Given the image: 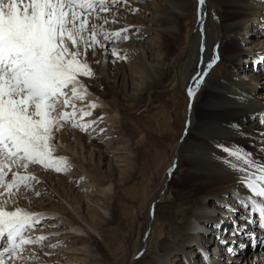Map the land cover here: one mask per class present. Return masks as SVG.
Segmentation results:
<instances>
[{
    "label": "rangeland",
    "instance_id": "374dc122",
    "mask_svg": "<svg viewBox=\"0 0 264 264\" xmlns=\"http://www.w3.org/2000/svg\"><path fill=\"white\" fill-rule=\"evenodd\" d=\"M160 1L128 0V8L138 11L133 13L121 8L117 13L118 22L105 27L109 31H116L131 26L132 31L140 25L152 26L156 20L164 26L168 24L170 17L165 11L166 6H162ZM183 1L188 5L187 8L182 5L176 6L180 12L178 18L180 38H175L174 42L170 41L168 53H163L159 48L160 40L150 35L135 42H132L131 38L127 41L121 40L115 45L120 50V55L126 56L124 60L113 61L110 55L111 46L107 57L100 54L89 59L95 75L92 78H81L87 86L88 94L84 103L80 101L76 103L78 109L85 108L92 112L91 116L83 117V121L86 123L95 121V123L87 133L72 128L71 124L64 125L55 138L54 155L65 157L70 170L55 172L51 169L31 166V173L40 181L35 188L41 195L36 196L34 191H29L25 193L26 198L17 201V206L29 213L47 214L51 211L50 206L54 209H62L64 211H60L61 216H67L66 218L81 229L82 233L72 239L70 236L74 234L73 231H62L60 235L57 232L56 237H49L50 234L39 235L40 226L44 222L53 221L54 218L44 217L42 224L31 232L32 238L47 237L42 247L32 248L39 259L38 261L32 259L26 253L29 259L24 262L154 264L152 249L156 235H153L161 228V220L159 222L157 220L158 213L161 216L162 214L171 216V212L173 213L177 207L188 208L195 203L194 193L188 190L192 182L186 170L189 166L186 160L189 152L187 149H182L180 153L178 149L180 145H184L185 148L186 144L192 145L195 140L193 138L198 136L197 127L201 128L205 120H208L203 109L198 108L203 95L211 85L215 82L223 83L227 77L226 64L222 60L221 53H219L220 59L209 69L204 83L192 101L191 109L185 94V85L188 76L200 68L199 65L194 67L189 61L196 54L197 40H201V26L203 41L206 42L208 46L206 49L209 50L206 64L213 54V49L217 45L219 49L221 48L223 23L220 17L224 9L222 11L217 4L218 0H205L204 15L198 22L197 0ZM261 1L264 4V0ZM225 11L227 13L230 9ZM102 15L108 16V14ZM108 19L111 20V16H108ZM230 39L240 41L241 48L248 49L247 51L257 50L260 48L258 43L264 42V32L251 24L245 32L236 33ZM99 51L102 53V49ZM95 60L99 63L94 62ZM157 64L163 66L158 72L155 68ZM261 73H264V60L245 56L239 63L236 76L238 79L247 76L242 81L256 88L250 96V101L258 99V102L264 104V85L260 84L263 81H258ZM88 102L97 106L87 109ZM190 116H192L191 122H189ZM260 117L261 115L253 114L248 120L236 125V129L244 133L249 132L246 133L247 136L242 135L241 132H234L233 128L224 135L251 137L252 139H248L251 141L249 148L245 151L253 153V157L255 154L260 155L261 162H264V141L259 135L264 132V125L259 123ZM186 123H188L187 133ZM213 132L215 130L212 128L208 130L209 135ZM170 168L172 171L168 175ZM85 174L93 181L101 179L109 181L110 195L106 208L100 194L90 198L94 208L87 205L88 200L85 202V197L75 196V189L88 182L85 180ZM8 178L10 179V174ZM52 204H55V207ZM226 205L222 218L227 223L230 219L229 215L237 218L238 213L233 210L235 205ZM77 206L80 215L73 211ZM256 218L254 216V219ZM241 225L247 230L253 224L249 225L244 221ZM222 228L217 230L218 235H226L224 228L229 230L230 226L226 225ZM231 228L233 230V227ZM242 238L243 241L238 238L235 242L239 245L245 242L244 249L240 250L236 245L238 252H234L235 255L239 253L238 256L244 259L242 263L246 260L249 264L252 255L264 256V247L260 244L261 238L256 240L255 250L251 240L245 239L244 235ZM142 247L143 252L140 257L132 259L131 263V258L138 255ZM213 247V244L207 247L210 257L213 255L211 250ZM47 256H50L49 261L41 262V259L46 260ZM51 256L55 259L50 260ZM217 257L220 261L226 262L227 255H222V251L217 252L215 259ZM263 261L264 257L261 264ZM171 262L173 263V260H170ZM195 264H201V261L198 260Z\"/></svg>",
    "mask_w": 264,
    "mask_h": 264
},
{
    "label": "snow or ice",
    "instance_id": "6c2138e0",
    "mask_svg": "<svg viewBox=\"0 0 264 264\" xmlns=\"http://www.w3.org/2000/svg\"><path fill=\"white\" fill-rule=\"evenodd\" d=\"M204 5L205 0H197L198 22L203 18ZM121 8L138 11L128 8V0H0V264H23L29 255L39 259L32 248L42 247L47 237L32 238L29 233L42 224L43 218L24 211L17 201L26 198L29 191L41 195L35 188L40 181L31 173V166L55 172L70 170L65 157L54 155L55 138L66 124L87 133L95 123L83 121V117L92 115L91 111L77 108L76 102L84 103L88 94L81 78L94 77L89 59L100 54L107 57L110 46L113 61L126 59L115 45L129 40L131 26L116 31L105 27L118 22ZM102 14H108L111 20ZM259 30L264 31V24ZM200 33L199 51L203 54L202 26ZM219 59L217 45L208 63L192 77L194 87L186 89L189 109L209 69ZM96 106L86 104L87 109ZM259 123L264 125V114ZM187 129L188 123L186 133ZM259 135L264 141V132ZM217 148L226 154L223 164L241 174L240 183L249 194L238 201L245 210L239 221L257 223L251 219L255 214L258 227L264 232V162L255 161L252 153L240 146L217 145ZM212 227L219 229L221 223ZM241 233L255 246L254 233L234 220L232 235ZM217 239L225 243L222 237ZM260 244L264 247V237ZM244 247L243 243L239 245L240 250ZM226 251L234 254L231 246ZM202 255L205 260L211 259L209 251Z\"/></svg>",
    "mask_w": 264,
    "mask_h": 264
},
{
    "label": "bare ground",
    "instance_id": "6f19581e",
    "mask_svg": "<svg viewBox=\"0 0 264 264\" xmlns=\"http://www.w3.org/2000/svg\"><path fill=\"white\" fill-rule=\"evenodd\" d=\"M167 2H169V4H166ZM160 3L162 6H166L165 11L170 17L168 24L163 26L158 20H153L155 23L152 26L150 24V26L143 25V27L139 24L140 26L132 29L129 36L132 39V42H135L142 40L146 36L153 35L160 40L161 43L159 48L163 50V53H168V45L170 44V41L173 40L174 42L175 38H180V28L178 26L180 12L176 6L182 5L187 8L188 5H186L183 0H161ZM217 4L222 11L224 9L223 15L220 17V20L223 23L221 29L223 43L219 49V53H221L222 60L226 64L227 77L223 83L215 82V84H212L207 93L203 95V100H201L198 109H203V113L208 120H205V123L201 128L197 127L198 136L193 138L195 139L194 143L192 145L186 144V148L184 145H180L182 148L179 147L181 150L178 149L180 153L183 151L182 149H187L189 152V157L186 159L188 160L189 166L186 170L187 173L189 172L187 176H189L192 182L190 183L191 186L188 190L194 193L193 202L195 203L192 204V207L188 208L176 206L177 208L173 213L171 212V216L167 214H162L161 216V214L158 213V219H156L158 222L161 220V228L156 232L157 234L153 235H156L152 249L154 252V264H169L170 260H173V263L171 262L170 264H195L198 260L201 261V264H226V262H229L228 264H248V261L246 260L242 263L244 259L238 256L239 253L237 255H235V253L229 255L225 250L227 249L226 247H232L234 244V252H238L235 248L237 247L235 241L238 238L240 241H243L242 236L244 234L241 233L238 236L231 237L228 233L233 232L232 228L229 230L226 228V236H219L223 238L225 243H227L224 245L221 244L219 240L216 241L212 225L218 222L222 225L226 224V221L222 218V215H224L226 211L224 208V205L226 204L235 205L233 210L237 211V218H235L236 216L234 215L233 217H231L232 215H229V217L239 223H241L239 221V216L245 214V210L240 207L238 201L245 199L249 194L240 183L241 174L232 171L229 166L223 164L222 159L227 157L221 149L217 148V145L228 147L240 146L243 150H246V148L248 149L249 143L251 142L248 139H252L251 137H236L234 135L227 136L224 134L229 133L230 130H232L231 128H233L235 130L234 132H241L243 133L242 135L247 136L246 133L249 132L244 133L243 131L236 129V127H233V125L236 126L241 121L248 120L253 114H264V104L262 102H258V99L253 102L250 101V96L252 92H255L256 88L249 86L242 81V79L247 76H243L242 79H238L236 76L239 69V63L245 56H253L257 59L264 56V42L260 41L258 43V47H260L259 49L247 51L248 49L241 48L240 41L230 39V37L234 36L236 33L245 32L247 27L251 24H254L260 29V26L264 24V4L261 0H218ZM169 5H172L173 7H169ZM226 9H230V11L226 13ZM132 33L138 34L133 36ZM182 39H184V36ZM200 43L201 40H197L196 54L189 61V63L192 62L194 64V67L199 65V70L202 69L203 65H206L207 53L209 51L206 49V47H208L206 46V42L203 41L205 51L201 54L199 51ZM201 62H203V64ZM161 67L163 66H160L159 64L155 65L156 71H160ZM196 73L197 71L192 72L188 76L185 85V94L188 86L194 87L192 77ZM259 78L258 81H263L260 84L264 85V73H261ZM191 121L192 116L189 117V122ZM210 128L215 130L212 135H209L208 133ZM255 156L257 158H254ZM255 156H252L253 159L257 162H261L260 155L255 154ZM167 173L169 175V170ZM85 176V180L88 182L83 183V186L75 189V196L77 195L79 198L85 197V202L88 200L87 205L90 207L93 206L94 208V205L90 203V198L91 196H96L95 194H100L99 196H102L101 198L105 201L103 204L106 208L110 195L109 181L103 179L93 181L90 180L86 174ZM166 178L167 177H165V180ZM90 192L91 194H89ZM84 199H81V201ZM52 205L55 207V204ZM50 207V212L47 214H39V216L43 219L44 217L48 218L49 216H53V221L44 222L38 230L39 235L50 234L49 237H56L55 234H57V232H59L60 235L62 234L60 233L62 231H73L74 236H70V239H72L78 237L80 233H82L81 229L77 228L72 221L66 218L67 216H61L62 212L60 213V211L64 210H60L57 206L58 209H54L52 206ZM48 209L50 210L49 207ZM165 210L166 209H164V211ZM73 211L80 215L78 206L75 207ZM254 216L256 215L253 214L251 219L257 221V223H253V225L248 228H251L249 232L254 233L257 240L258 238L264 237L262 236L264 235V232L259 229L258 218L254 219ZM32 234L33 233L31 232L29 233L31 236ZM214 243H216V245ZM244 243L245 242H243V244ZM212 244L214 245L213 255L208 261L203 258L202 253L207 251V247ZM218 251H222V255H227V258H225L226 262L220 261L218 257L215 259ZM34 252L36 251L34 250ZM136 256L134 255V257L131 258V263L133 262L132 259L134 260ZM48 257L50 256H47L46 260L41 259V262H48ZM263 257V255L258 254L252 255L249 264H256L258 261L261 262ZM51 259L55 258L51 256L50 260ZM92 261L94 262L93 259ZM34 263L35 262L33 261L29 263L23 262V264ZM262 264H264V261Z\"/></svg>",
    "mask_w": 264,
    "mask_h": 264
},
{
    "label": "water",
    "instance_id": "95a60500",
    "mask_svg": "<svg viewBox=\"0 0 264 264\" xmlns=\"http://www.w3.org/2000/svg\"><path fill=\"white\" fill-rule=\"evenodd\" d=\"M144 239H145V236H144ZM142 252H143V247H142L141 251L138 253V255L136 256V259L140 257V254H142Z\"/></svg>",
    "mask_w": 264,
    "mask_h": 264
}]
</instances>
